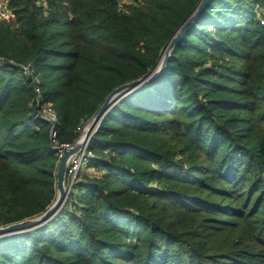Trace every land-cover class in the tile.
<instances>
[{
    "label": "trees",
    "instance_id": "obj_1",
    "mask_svg": "<svg viewBox=\"0 0 264 264\" xmlns=\"http://www.w3.org/2000/svg\"><path fill=\"white\" fill-rule=\"evenodd\" d=\"M200 1L12 0L16 22L0 21V227L56 199L36 87L74 142L112 91L157 65ZM256 4L210 0L164 72L103 119L89 144L102 175L83 173L45 225L1 238L0 264H264Z\"/></svg>",
    "mask_w": 264,
    "mask_h": 264
},
{
    "label": "water",
    "instance_id": "obj_2",
    "mask_svg": "<svg viewBox=\"0 0 264 264\" xmlns=\"http://www.w3.org/2000/svg\"><path fill=\"white\" fill-rule=\"evenodd\" d=\"M210 0H201L194 12L186 19V21L181 25V27L176 31L175 35L171 39L170 43L167 45L161 59H159L157 65L149 71L146 75H144L140 79H136L132 82L126 83L114 91H112L109 96L106 98L103 105L100 107L96 116L92 119L90 128L86 133L84 141L75 145L71 148L63 157V159L58 163L57 168V194L56 199L53 202L52 206L40 216L34 219H26L24 221H20L17 223L9 224L6 226L0 227V239L3 237H8L16 234H21L24 232L35 230L49 221L53 220L56 215L61 211L63 206L65 205L70 190L66 188V173H67V164L70 157L76 154L80 149L83 148L86 141L92 139V137L97 132L98 128L100 127L103 119L107 115V113L123 98L131 94L132 92L142 88L151 80L160 76L168 63V60L171 56L173 49L175 48L176 44L182 39L185 32L195 23V21L199 18L202 14L204 9L208 6Z\"/></svg>",
    "mask_w": 264,
    "mask_h": 264
},
{
    "label": "built area",
    "instance_id": "obj_3",
    "mask_svg": "<svg viewBox=\"0 0 264 264\" xmlns=\"http://www.w3.org/2000/svg\"><path fill=\"white\" fill-rule=\"evenodd\" d=\"M255 8L258 10L259 6L255 5ZM262 19V24H264V17H262ZM0 21L8 24L16 22V11L12 6V0H0ZM22 68V71L25 75L32 76L30 67L26 66ZM34 82H36V79H34ZM35 91L37 101V111L35 118L49 124L51 146L57 153L58 161L60 162L71 148L84 141L91 122L89 121L77 128V138L74 142L70 143L61 141L58 131L60 121L55 109L50 103H41L42 95L41 89L39 87H36ZM90 141L91 139L86 141L83 148L80 149L76 154L72 155L68 160L66 179L70 183L69 188H67L70 191L83 173L93 171L92 162L95 159V154L89 149Z\"/></svg>",
    "mask_w": 264,
    "mask_h": 264
},
{
    "label": "rangeland",
    "instance_id": "obj_4",
    "mask_svg": "<svg viewBox=\"0 0 264 264\" xmlns=\"http://www.w3.org/2000/svg\"><path fill=\"white\" fill-rule=\"evenodd\" d=\"M118 3H119V6L120 7H124L123 5H127V6H130L131 4H132V0H118ZM256 5H258L259 6V8H258V10H256V8H255V12H256V14L258 15V17L260 16V18H258L259 19V22L262 24V21H263V19H262V17H264V7L263 6H261L260 4H256ZM128 9H124V11L126 12ZM263 25V24H262ZM15 27H18L16 24H15ZM162 55H163V53H162ZM162 55H161V57H162ZM0 61H1V59H0ZM22 70H23V68H21ZM92 121V120H91ZM90 121V122H91ZM61 140V139H60ZM96 174H98L99 176L100 175H102V171H97V173L95 172V173H92V172H90L89 173V175H91V176H94V175H96ZM69 181L66 179V183H65V185H66V188H69ZM70 194V193H69ZM17 235V234H16ZM13 236V235H12Z\"/></svg>",
    "mask_w": 264,
    "mask_h": 264
}]
</instances>
